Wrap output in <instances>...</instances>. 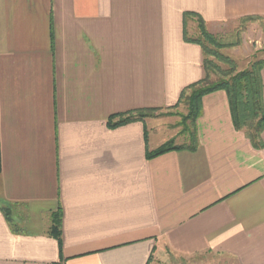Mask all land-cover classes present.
Returning <instances> with one entry per match:
<instances>
[{"label": "crops", "instance_id": "crops-1", "mask_svg": "<svg viewBox=\"0 0 264 264\" xmlns=\"http://www.w3.org/2000/svg\"><path fill=\"white\" fill-rule=\"evenodd\" d=\"M188 13L222 32L264 0H0V264H264V131L255 148L224 91L195 151L148 159L176 137L107 124L202 80Z\"/></svg>", "mask_w": 264, "mask_h": 264}, {"label": "trees", "instance_id": "trees-1", "mask_svg": "<svg viewBox=\"0 0 264 264\" xmlns=\"http://www.w3.org/2000/svg\"><path fill=\"white\" fill-rule=\"evenodd\" d=\"M191 19L199 23L202 37L205 38L208 44L221 46L207 33L205 22L200 16L191 13L185 14L184 25ZM250 20L255 19H247L245 21ZM184 40L188 43L200 45L204 56V77L202 80L185 88L180 95L177 105L167 109H177L182 104L187 106L188 113L183 117V123L185 124L184 134L186 135L187 142L177 145L174 140H171L154 151L148 150L146 153L147 158L152 159L172 151H195L198 148L197 120L202 113V100L205 96L218 91H224L228 96L231 115L236 130L244 131L254 147L259 148L261 145V135L264 131L263 83L261 75L264 60L254 63L249 70L234 74V72H226L221 69L209 59V56L226 62H229L228 59L217 53L216 50L213 51L210 49L208 44L190 36L186 29L184 31ZM214 77L217 78L214 79ZM158 110L143 109L113 115L108 119L107 124L110 129H116L132 122L144 121L150 118L152 112ZM188 122L191 123V128L188 127ZM61 229L62 216L58 212L53 217L52 235L59 241L60 245L62 241Z\"/></svg>", "mask_w": 264, "mask_h": 264}, {"label": "rangeland", "instance_id": "rangeland-1", "mask_svg": "<svg viewBox=\"0 0 264 264\" xmlns=\"http://www.w3.org/2000/svg\"><path fill=\"white\" fill-rule=\"evenodd\" d=\"M250 27H254V30H249ZM205 29L221 46H214L206 42L205 38L202 37L197 21H193V30L190 36L208 44L210 49L213 51L216 50L217 53L228 59L229 62H226L209 56V59L226 72L230 71L231 73L234 72V74H237L251 69L254 63L264 60V18L243 21L235 29H227L222 32H211L206 24ZM216 78L214 77V79ZM187 113V106L182 104L177 109H159L156 112H152L150 119L154 121L153 125H155L156 131L159 134L163 136H175V144L181 145L187 142L186 135L184 134L185 124L183 123V117ZM187 125L191 128L190 122ZM204 260L208 262L207 258ZM209 260L207 264H235L224 258ZM170 264L182 263L178 259H175Z\"/></svg>", "mask_w": 264, "mask_h": 264}]
</instances>
